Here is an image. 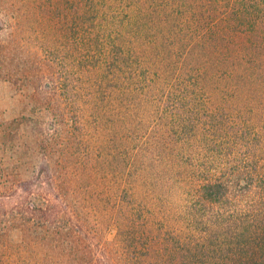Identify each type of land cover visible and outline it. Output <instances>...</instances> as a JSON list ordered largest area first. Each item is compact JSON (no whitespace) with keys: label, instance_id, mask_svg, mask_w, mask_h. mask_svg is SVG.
I'll use <instances>...</instances> for the list:
<instances>
[{"label":"trees","instance_id":"16d2710c","mask_svg":"<svg viewBox=\"0 0 264 264\" xmlns=\"http://www.w3.org/2000/svg\"><path fill=\"white\" fill-rule=\"evenodd\" d=\"M0 80L55 116L35 119L53 201L0 200V264H264V0H0ZM73 159L120 178L106 221Z\"/></svg>","mask_w":264,"mask_h":264},{"label":"rangeland","instance_id":"374dc122","mask_svg":"<svg viewBox=\"0 0 264 264\" xmlns=\"http://www.w3.org/2000/svg\"><path fill=\"white\" fill-rule=\"evenodd\" d=\"M77 36L71 38V42L78 40L85 41L84 36L82 39ZM32 44L29 43V45ZM33 46L34 45L31 47L34 50L35 46ZM81 46L83 48V45H78L73 48L78 56H87L91 54L87 52L86 48L81 49ZM32 97H34L32 88L21 90L20 86L0 80V200L7 205L8 211L11 209L17 210L19 208L18 202L23 200L24 197H30L29 199L34 198L41 205H45L47 201L49 203L53 201L52 193L46 182V173L43 172L40 166L42 165V150L44 149L42 140L45 139L46 136L42 134L44 132L41 131L40 127L44 125L43 129H46L47 125L55 119V116L53 113H39L38 117V112H36V109L32 108L30 104ZM224 106H228L227 102H224ZM216 107H218L217 101L209 102L203 107V110L211 113L214 112ZM226 117L228 118V114L225 116V123L228 121ZM36 118H39L41 122H43L41 126L35 122ZM229 119H232V117H229ZM48 137H50L53 142L57 141V135L54 137L48 135ZM80 137H78L79 139L77 140V138L75 139L70 136V140L68 141L72 146V150L74 152H79L77 157L81 155V152H86L85 145L89 146V144H91L94 146L97 143V140L91 134L86 135L85 133ZM66 138H68V136H65V139ZM61 139H64V137L62 136L59 141H61ZM196 142L197 145L200 146L198 139H196ZM48 152L50 151L48 150ZM50 160L53 168H55V161L52 162L53 159ZM72 161L74 163H71V165L78 166V168H76V170L74 169L67 177V187L72 188L81 185L82 188H84L87 185L88 188L85 192L88 193L83 195L82 198L85 196L94 198V200L92 199L93 205L90 204L92 207L89 205V210L92 212L97 210L100 212L101 216L104 214L102 219L106 221L107 219L105 216H107V211H113L117 203H114L116 200L114 194H116L118 190L120 178L115 179L114 177H106L102 179L97 175L99 173L101 174L100 170H98L99 165L94 168L95 163H87V167H84V165L81 167L77 164L80 160L73 159ZM24 182H27V191H24L23 186L20 185ZM107 188L109 189L107 190ZM77 190L80 191V189L76 188L75 191L77 192ZM103 191L108 192L105 193L104 197L101 194ZM173 201H176L178 204L180 199L175 197ZM59 202L61 203V201ZM60 206L63 208V205ZM81 209H85V207H81ZM172 218L173 217H170L171 220ZM158 219L156 214L153 218L150 217L152 236L156 235L159 231L156 229V220ZM95 224L99 229V235L94 237V242L103 244L104 242L114 239L116 227L112 219L109 224L104 221L95 222ZM161 227H165V225ZM29 264L57 263H55V261H53V263L51 261L38 263L35 261V263L29 262Z\"/></svg>","mask_w":264,"mask_h":264}]
</instances>
